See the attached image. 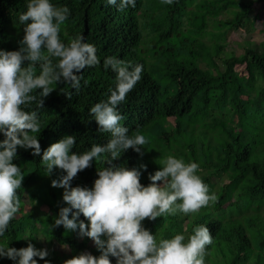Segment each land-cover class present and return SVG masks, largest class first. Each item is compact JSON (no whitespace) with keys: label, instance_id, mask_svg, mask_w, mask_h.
<instances>
[{"label":"trees","instance_id":"obj_1","mask_svg":"<svg viewBox=\"0 0 264 264\" xmlns=\"http://www.w3.org/2000/svg\"><path fill=\"white\" fill-rule=\"evenodd\" d=\"M264 7V0H259ZM71 12L61 27L65 42L79 33L96 45L101 63L83 70L81 89L68 97L60 90L67 83L53 85L43 108L35 102L41 122L39 140L45 149L66 134L77 138L73 151H86L95 143H106L109 133H98L89 112L95 102L106 99L115 86L116 74L105 70L103 59L115 55L130 64L142 63V79L120 105L131 134L144 133L148 144L143 155L129 148L114 160L116 164L141 169V182L163 166L168 155L200 163V172L218 199L197 213L165 215L144 224L157 238L183 231L186 236L200 224H207L213 242L207 248L206 264H264V40L258 48L245 45L242 54L228 53L219 40L225 27L238 30L249 25L250 11L257 0H136V6L120 11L105 0H53ZM27 0H0V48L16 49L24 27L18 21ZM219 40V41H218ZM222 42V43H221ZM244 65L245 75L232 72ZM36 73L41 69L37 64ZM3 134H0V139ZM25 176L21 210L10 222L4 237L10 246L23 247L29 240L44 247H66L72 254L90 251L99 255L93 240L50 227L65 202L63 188L51 180L62 174L46 170L39 155L18 147ZM100 162L78 172L72 185L91 186ZM54 177V178H53ZM213 178L215 180L213 181ZM24 203L31 210L24 209ZM44 207L45 214L36 215ZM81 219H86L81 215ZM30 236L28 239H18ZM51 249L44 259L63 264ZM113 262L115 257H110ZM39 263L43 260L37 257ZM14 264L0 257V264Z\"/></svg>","mask_w":264,"mask_h":264},{"label":"clouds","instance_id":"obj_2","mask_svg":"<svg viewBox=\"0 0 264 264\" xmlns=\"http://www.w3.org/2000/svg\"><path fill=\"white\" fill-rule=\"evenodd\" d=\"M171 4L173 0H163ZM107 5L124 11L135 7L136 0H105ZM67 5L58 6L53 0H27V8L18 21L24 33L16 49L0 48V237H4L10 222L21 210L22 181L25 176L18 157V147L39 155L51 174L59 168L62 174L51 180L54 187H62L65 202L58 209L50 227L63 226L81 237H90L99 255L82 251L63 264H206L207 248L213 242L207 224L196 226L192 234L183 231L168 238L157 235L145 226V219L155 220L165 215L197 213L217 201L200 172V163L183 157L168 155L163 166L148 174L150 183L141 182V169L116 164L129 148L143 155L148 139L140 131L131 134L120 105L142 79L144 65L130 64L115 55L104 57L105 70L116 74L115 86L106 99L91 105L89 112L97 122L98 133H109L106 143H95L86 151H73L77 138L66 134L42 149L39 133L41 122L32 106L43 108L44 98L53 85L67 83L70 89L60 90L71 97L72 90L81 89L83 70L101 63L95 44L79 33L65 42L61 27L70 15ZM37 64L41 71L37 74ZM100 162L91 186L72 185L78 172ZM81 215L86 219H81ZM21 236L18 239H28ZM38 239H44L37 236ZM49 255L45 247H37L30 240L26 246H10L0 239V257L14 264H52L44 259ZM110 257H115V261Z\"/></svg>","mask_w":264,"mask_h":264},{"label":"rangeland","instance_id":"obj_3","mask_svg":"<svg viewBox=\"0 0 264 264\" xmlns=\"http://www.w3.org/2000/svg\"><path fill=\"white\" fill-rule=\"evenodd\" d=\"M258 1L259 0H257L254 9L250 11L251 16L248 23L249 25H246L238 30L225 27L223 30L217 33L220 37L219 40H221L224 44V50H226L228 53H233L237 55L242 54L245 45L251 43L253 48H258L259 42L264 40V7L262 6V3ZM233 71L239 72L240 75L246 74L244 70V65L235 67L232 72ZM214 180L215 178H213V181ZM57 188L58 187H55V189ZM24 209L25 211L31 210V206L28 203H24ZM45 211L46 210L44 209V207H40L35 213L36 215H44ZM37 241L42 244L45 248H47L49 252L51 249L58 250L57 254L61 258L62 262H64V260H66L67 258L76 255L72 254L71 251L66 247L50 246L49 243H47L44 239H38Z\"/></svg>","mask_w":264,"mask_h":264}]
</instances>
